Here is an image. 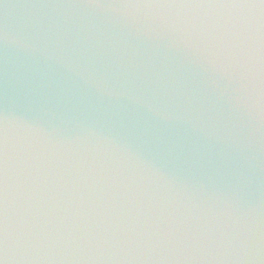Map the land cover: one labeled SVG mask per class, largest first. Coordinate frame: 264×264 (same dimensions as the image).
Returning <instances> with one entry per match:
<instances>
[{"label":"clouds","instance_id":"1","mask_svg":"<svg viewBox=\"0 0 264 264\" xmlns=\"http://www.w3.org/2000/svg\"><path fill=\"white\" fill-rule=\"evenodd\" d=\"M0 264H264V0H0Z\"/></svg>","mask_w":264,"mask_h":264}]
</instances>
